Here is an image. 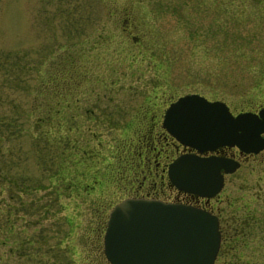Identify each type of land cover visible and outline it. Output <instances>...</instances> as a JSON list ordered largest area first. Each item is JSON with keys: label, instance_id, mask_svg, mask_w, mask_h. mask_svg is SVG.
Returning a JSON list of instances; mask_svg holds the SVG:
<instances>
[{"label": "rangeland", "instance_id": "374dc122", "mask_svg": "<svg viewBox=\"0 0 264 264\" xmlns=\"http://www.w3.org/2000/svg\"><path fill=\"white\" fill-rule=\"evenodd\" d=\"M187 92L264 104V0H0V264H108L147 126ZM222 194L250 231L217 264H264V165Z\"/></svg>", "mask_w": 264, "mask_h": 264}, {"label": "water", "instance_id": "95a60500", "mask_svg": "<svg viewBox=\"0 0 264 264\" xmlns=\"http://www.w3.org/2000/svg\"><path fill=\"white\" fill-rule=\"evenodd\" d=\"M162 126L179 142L198 151L224 144L245 152L264 146V107L233 115L226 103L199 93H185L166 107ZM238 161L220 156L184 153L168 165L179 188L210 197L222 187L223 175ZM220 245L218 218L186 203L128 196L108 213L103 250L111 264H213Z\"/></svg>", "mask_w": 264, "mask_h": 264}, {"label": "flooded vegetation", "instance_id": "af4514ba", "mask_svg": "<svg viewBox=\"0 0 264 264\" xmlns=\"http://www.w3.org/2000/svg\"><path fill=\"white\" fill-rule=\"evenodd\" d=\"M262 106H264V104L241 110L258 113L259 108ZM228 107L232 114H236L241 111H234L229 105ZM157 128L158 130H155ZM146 131H152L153 133L148 135V140H150L146 143L143 151L141 152L138 174L134 180H131L130 185H128L127 190L129 193L125 196H141L202 207L214 213L218 218L221 239L220 248L226 239L231 240L233 245L234 243L236 245L239 236H244L248 231H250V224L247 223V225H245V228L247 226V229L242 230L241 227H243V224H240V220L232 217L226 219L222 213V203L224 201L222 191L226 184L227 177L235 170L231 172H223V185L221 189L213 196L206 197L191 191L179 189L168 176V165L176 156L184 153H194L202 157L214 155L235 159L239 162L238 168L244 163V161L249 159L258 160L259 163L264 165V146L256 152H245L239 149L236 145L228 144L220 145L213 150L198 151L193 147L180 143L162 126V122L159 123L157 118H155V120L147 126ZM260 136L264 139V128L260 132ZM234 248L233 250L224 252L219 249L214 260V264H217L218 257L220 255L223 257L231 255L232 258L236 257L235 260L240 259L244 252L236 251ZM102 254L105 257L103 249ZM107 262L108 264H111L108 260ZM239 263L240 261H235L234 264Z\"/></svg>", "mask_w": 264, "mask_h": 264}, {"label": "trees", "instance_id": "16d2710c", "mask_svg": "<svg viewBox=\"0 0 264 264\" xmlns=\"http://www.w3.org/2000/svg\"><path fill=\"white\" fill-rule=\"evenodd\" d=\"M63 154V153H62ZM233 242L229 239H226L225 242L221 245L220 250L223 251H230L232 250Z\"/></svg>", "mask_w": 264, "mask_h": 264}]
</instances>
